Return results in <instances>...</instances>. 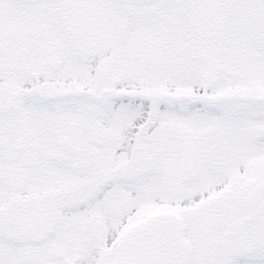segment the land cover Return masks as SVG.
I'll return each instance as SVG.
<instances>
[{
	"label": "snow or ice",
	"instance_id": "snow-or-ice-1",
	"mask_svg": "<svg viewBox=\"0 0 264 264\" xmlns=\"http://www.w3.org/2000/svg\"><path fill=\"white\" fill-rule=\"evenodd\" d=\"M0 264H264V0H0Z\"/></svg>",
	"mask_w": 264,
	"mask_h": 264
}]
</instances>
